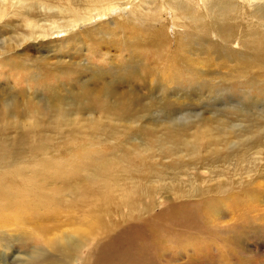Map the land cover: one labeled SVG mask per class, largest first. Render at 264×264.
Wrapping results in <instances>:
<instances>
[{"label":"rangeland","instance_id":"374dc122","mask_svg":"<svg viewBox=\"0 0 264 264\" xmlns=\"http://www.w3.org/2000/svg\"><path fill=\"white\" fill-rule=\"evenodd\" d=\"M100 2L0 3V86L31 140L0 178L28 246L0 264L72 234L108 188L132 205L110 198L94 264H264V1Z\"/></svg>","mask_w":264,"mask_h":264},{"label":"bare ground","instance_id":"6f19581e","mask_svg":"<svg viewBox=\"0 0 264 264\" xmlns=\"http://www.w3.org/2000/svg\"><path fill=\"white\" fill-rule=\"evenodd\" d=\"M100 1L101 2L98 3L100 5L98 7V11H101L102 13H104L106 9H109L115 3L122 1V0H100ZM6 2L7 0H0V3L4 5ZM262 7H264V5L260 6L258 9ZM0 8H1L0 9V19H2L3 12L6 9L2 7ZM79 21L80 20H77V22ZM4 84L6 85L5 87L0 86V178L3 175H9L13 172L15 168V164L18 161V156H19L20 151L25 150L31 146L30 139L28 138L25 139L23 137H20L14 134V131L12 129V124L14 125L17 103L15 102V96L12 95L11 92L8 91L10 88L8 87L9 83H4ZM34 122L38 126H41L44 122V117L38 116ZM40 140L42 139H40L39 137L34 138L33 143L38 142ZM47 142L49 143V141ZM116 185H117V181H116ZM105 186H102L101 188L103 189V187ZM94 187H97V186L94 185ZM115 188L117 187L115 186ZM105 190L106 192L104 196L98 195L99 197L98 196L88 197L84 194L79 198L81 199L83 204H86L89 208L96 210V211H93V214H91V216L85 219L87 222L86 224L76 228L74 232L71 230L73 232L72 234L69 233V235H64L61 238H59L58 236L56 238L49 237L50 234L46 236L47 233L46 235L42 234L44 236L43 238L41 237L42 238V241L40 244L41 247L40 246L39 247L43 248V250H39L40 249L39 248L36 251H33V252L31 251L30 254H25V256L23 254H22L23 256H19V255L15 256L11 264H94L95 261L96 262L99 261V260H96V257L98 254L101 257H103L102 256L103 254L107 255L106 256L107 258L104 259V263H106L108 259L107 251H109L106 245L110 243V240L112 242L116 241L111 238V235H113V232L116 230V227H113L114 224L112 225L113 220L111 217V213L109 217V210L111 211V207L113 205L114 207H116L117 204H110L109 202L111 201L114 202L110 198L114 197L116 198V200L119 199L120 201L119 206H121L123 209L125 207H130V205H132L130 203L131 202L130 199L132 198L133 193L130 192V190L123 191V188L121 189L123 192L119 191V193L117 194H116L117 189L114 190V189L108 188ZM17 200H18L17 193L16 195L9 193L6 197L0 198V248H3L4 252L8 254L9 252H11V250L15 248L16 242H18V244H22V247L27 248L28 246L27 239L29 238V236L20 237L18 241L13 236L15 235L14 234V230H15L14 224L16 223L19 226L21 224V222L19 221L20 216L21 217L25 216L24 215L25 211L19 205ZM149 206H147L146 204V211L152 210V208H150ZM101 207H104V209H102V212H101ZM17 216L19 217H18V220L16 221ZM38 226L42 227V225H38ZM35 231H38V230L36 229ZM122 235L123 233L118 235L117 239L119 238L122 241L124 239V236ZM102 241H105V242L102 243ZM44 248L46 249L44 250ZM121 250H123L122 252H125L122 247H121ZM113 259L120 261L121 258L120 257L118 258L115 256Z\"/></svg>","mask_w":264,"mask_h":264}]
</instances>
